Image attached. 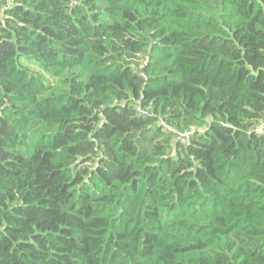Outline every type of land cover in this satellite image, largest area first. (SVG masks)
Wrapping results in <instances>:
<instances>
[{
	"label": "trees",
	"instance_id": "1",
	"mask_svg": "<svg viewBox=\"0 0 264 264\" xmlns=\"http://www.w3.org/2000/svg\"><path fill=\"white\" fill-rule=\"evenodd\" d=\"M0 264H264V0H0Z\"/></svg>",
	"mask_w": 264,
	"mask_h": 264
},
{
	"label": "built area",
	"instance_id": "2",
	"mask_svg": "<svg viewBox=\"0 0 264 264\" xmlns=\"http://www.w3.org/2000/svg\"><path fill=\"white\" fill-rule=\"evenodd\" d=\"M141 110V109H140ZM144 116H147V117H151L152 116V113L151 112H149V111H140ZM161 124L163 125V127L167 130V126L163 123V122H161ZM189 134H190V132H188V133H184V134H182V135H180L179 136V139L180 140H185V139H187V137L189 136Z\"/></svg>",
	"mask_w": 264,
	"mask_h": 264
}]
</instances>
